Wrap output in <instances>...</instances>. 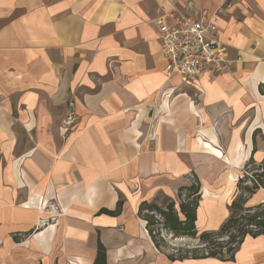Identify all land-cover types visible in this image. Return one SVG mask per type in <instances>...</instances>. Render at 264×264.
Listing matches in <instances>:
<instances>
[{
    "label": "crops",
    "instance_id": "0c3cea01",
    "mask_svg": "<svg viewBox=\"0 0 264 264\" xmlns=\"http://www.w3.org/2000/svg\"><path fill=\"white\" fill-rule=\"evenodd\" d=\"M183 1L0 0V264H93L98 245L105 264H264L262 236L231 260H171L138 215L191 173L196 230L215 231L264 161V0H190L223 10L227 51L192 87L166 74L157 29Z\"/></svg>",
    "mask_w": 264,
    "mask_h": 264
},
{
    "label": "trees",
    "instance_id": "16d2710c",
    "mask_svg": "<svg viewBox=\"0 0 264 264\" xmlns=\"http://www.w3.org/2000/svg\"><path fill=\"white\" fill-rule=\"evenodd\" d=\"M264 95V83L259 86ZM255 162L252 158L244 166V173L237 180V194L228 206L229 216L215 231L196 230V209L201 200L200 183L195 178L193 183L181 185L177 189L175 199L165 197V202L143 201L138 207V215L146 221V229L154 243L161 249L164 241L159 237L160 231H166L173 237L197 239L202 248L192 251L176 250L180 255L168 254L171 260L218 258L233 259L234 252L246 236H262L264 238V203L247 207V199L257 190H264V172L248 175L246 169ZM264 166V162H262ZM106 213H114L102 210ZM192 256L188 257L187 253ZM200 252V254L198 253ZM182 253V254H181ZM93 264H105V251L98 245Z\"/></svg>",
    "mask_w": 264,
    "mask_h": 264
},
{
    "label": "built area",
    "instance_id": "2783aa9c",
    "mask_svg": "<svg viewBox=\"0 0 264 264\" xmlns=\"http://www.w3.org/2000/svg\"><path fill=\"white\" fill-rule=\"evenodd\" d=\"M222 15V9L212 15H203L192 1L185 0L168 13L171 25L158 22V38L168 76H176L182 85L192 87L204 74L221 71L227 58L218 30ZM77 120L70 104L59 126L63 137L69 135Z\"/></svg>",
    "mask_w": 264,
    "mask_h": 264
},
{
    "label": "rangeland",
    "instance_id": "374dc122",
    "mask_svg": "<svg viewBox=\"0 0 264 264\" xmlns=\"http://www.w3.org/2000/svg\"><path fill=\"white\" fill-rule=\"evenodd\" d=\"M262 162H264V161H262ZM262 162H260V163L255 162L254 165L248 166V168L246 169L247 174L248 175H254L255 173L258 174V173L264 172V166H263ZM244 172L245 171L243 169L242 174ZM242 174H241V176H242ZM195 178H196L195 175L189 173L187 176L188 181L186 182V184L193 183ZM157 202L159 204L164 203L165 197H163V196L158 197ZM159 237L164 241V243L160 244L161 249L166 251L169 254L174 255L175 257L180 256L176 252V250L192 251L193 249H199L200 250L202 248L201 246H198L197 239H190V238H186V237H173L172 234H170L166 231H163V230L160 231ZM198 253L200 254V252H198ZM187 256L188 257L192 256V253L188 252Z\"/></svg>",
    "mask_w": 264,
    "mask_h": 264
}]
</instances>
